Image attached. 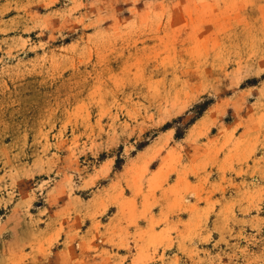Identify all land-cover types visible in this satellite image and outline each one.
<instances>
[{
  "label": "rangeland",
  "instance_id": "1",
  "mask_svg": "<svg viewBox=\"0 0 264 264\" xmlns=\"http://www.w3.org/2000/svg\"><path fill=\"white\" fill-rule=\"evenodd\" d=\"M0 264H264V0H0Z\"/></svg>",
  "mask_w": 264,
  "mask_h": 264
},
{
  "label": "trees",
  "instance_id": "2",
  "mask_svg": "<svg viewBox=\"0 0 264 264\" xmlns=\"http://www.w3.org/2000/svg\"><path fill=\"white\" fill-rule=\"evenodd\" d=\"M197 104H199V103H197ZM204 104H206V102H203V103H201V104L199 105L200 107H202V109L200 110V112H199L197 118H199V116L202 114L201 112H203V111L208 107L207 104H206V105H204Z\"/></svg>",
  "mask_w": 264,
  "mask_h": 264
}]
</instances>
